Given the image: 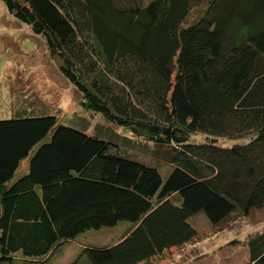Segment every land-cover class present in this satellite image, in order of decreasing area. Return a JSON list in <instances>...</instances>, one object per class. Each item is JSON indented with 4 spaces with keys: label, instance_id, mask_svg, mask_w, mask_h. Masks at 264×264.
<instances>
[{
    "label": "trees",
    "instance_id": "16d2710c",
    "mask_svg": "<svg viewBox=\"0 0 264 264\" xmlns=\"http://www.w3.org/2000/svg\"><path fill=\"white\" fill-rule=\"evenodd\" d=\"M1 1L83 108L175 150L163 179L53 115L0 119V264H51L120 221L68 264H139L199 238L198 213L217 229L264 206V0ZM245 246L264 264V230Z\"/></svg>",
    "mask_w": 264,
    "mask_h": 264
},
{
    "label": "rangeland",
    "instance_id": "374dc122",
    "mask_svg": "<svg viewBox=\"0 0 264 264\" xmlns=\"http://www.w3.org/2000/svg\"><path fill=\"white\" fill-rule=\"evenodd\" d=\"M80 102L79 92L60 73L58 60L50 56L44 39L16 20L0 0V119L24 114L53 115L59 124L104 137L120 155L156 167L163 179L170 174L174 148L134 135L100 113L83 108ZM192 137L194 143L203 139L201 134ZM220 142L231 144L227 140ZM189 220L199 238L172 248L162 258L139 264H247L245 242L250 234L264 230V206L246 217L231 218L217 229L203 213ZM128 225L120 221L111 228L81 233L63 246L51 264H68L80 245L112 244L127 231Z\"/></svg>",
    "mask_w": 264,
    "mask_h": 264
}]
</instances>
